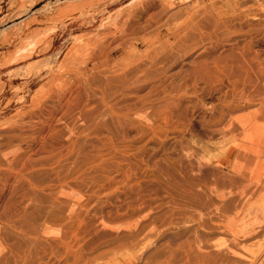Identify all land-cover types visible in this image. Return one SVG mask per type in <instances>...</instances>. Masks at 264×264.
I'll list each match as a JSON object with an SVG mask.
<instances>
[{
    "label": "rangeland",
    "instance_id": "rangeland-1",
    "mask_svg": "<svg viewBox=\"0 0 264 264\" xmlns=\"http://www.w3.org/2000/svg\"><path fill=\"white\" fill-rule=\"evenodd\" d=\"M0 264H264V0H0Z\"/></svg>",
    "mask_w": 264,
    "mask_h": 264
},
{
    "label": "bare ground",
    "instance_id": "bare-ground-1",
    "mask_svg": "<svg viewBox=\"0 0 264 264\" xmlns=\"http://www.w3.org/2000/svg\"><path fill=\"white\" fill-rule=\"evenodd\" d=\"M12 35V34H11Z\"/></svg>",
    "mask_w": 264,
    "mask_h": 264
}]
</instances>
